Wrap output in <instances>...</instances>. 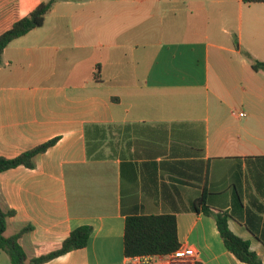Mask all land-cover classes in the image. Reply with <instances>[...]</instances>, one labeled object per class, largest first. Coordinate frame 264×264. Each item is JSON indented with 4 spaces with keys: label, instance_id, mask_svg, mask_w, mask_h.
<instances>
[{
    "label": "crops",
    "instance_id": "0c3cea01",
    "mask_svg": "<svg viewBox=\"0 0 264 264\" xmlns=\"http://www.w3.org/2000/svg\"><path fill=\"white\" fill-rule=\"evenodd\" d=\"M48 0H0V35ZM264 3L243 0H60L43 27L13 41L0 67V158L48 141L0 174L6 237L29 260L81 226L88 246L44 264H170L124 254L128 215L177 218L196 264H245L204 198L264 264ZM243 114V116H241ZM237 194L243 207L236 202ZM256 205H262L258 211ZM0 264H12L0 250Z\"/></svg>",
    "mask_w": 264,
    "mask_h": 264
},
{
    "label": "trees",
    "instance_id": "16d2710c",
    "mask_svg": "<svg viewBox=\"0 0 264 264\" xmlns=\"http://www.w3.org/2000/svg\"><path fill=\"white\" fill-rule=\"evenodd\" d=\"M60 0H48L41 3L29 16L16 22L13 27L0 35V67L3 63L4 50L15 40L27 35L32 30L43 27L46 16L53 6ZM245 4L264 3V0H243ZM254 71H264V62L252 60ZM57 139L48 141L29 150L15 159L0 158V174L5 171L25 166L34 169L35 159L56 144ZM236 202L240 207L242 199L239 194ZM262 211V205H256ZM193 211L203 213L214 218L218 231L226 249L245 264H263L260 257L251 250L250 244L232 233L228 226L230 215L224 211L214 212L207 206L206 200L201 198L193 203ZM13 211H5L0 206V250L8 254L12 264H44L50 260L66 255L72 251L81 250L88 246L92 235V227L81 226L75 229L63 242L60 249L47 255L29 260L20 239L32 230V226L25 227L17 234L6 237L7 221L14 216ZM252 211H248L246 224L249 230L264 243V231L259 233L251 219ZM181 247L178 237L176 215L173 213L162 215H128L125 221L124 254L129 258L165 257L176 252Z\"/></svg>",
    "mask_w": 264,
    "mask_h": 264
},
{
    "label": "built area",
    "instance_id": "2783aa9c",
    "mask_svg": "<svg viewBox=\"0 0 264 264\" xmlns=\"http://www.w3.org/2000/svg\"><path fill=\"white\" fill-rule=\"evenodd\" d=\"M243 116V114H241ZM168 257L170 264H196L197 263V253L193 250L180 247L176 252L172 253ZM136 262H150L152 258H135Z\"/></svg>",
    "mask_w": 264,
    "mask_h": 264
}]
</instances>
